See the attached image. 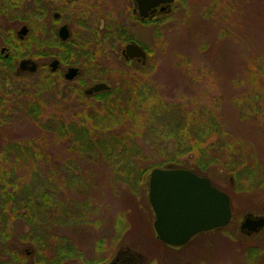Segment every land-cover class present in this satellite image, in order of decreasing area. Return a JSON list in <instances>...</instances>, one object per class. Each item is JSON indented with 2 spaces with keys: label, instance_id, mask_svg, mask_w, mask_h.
I'll return each mask as SVG.
<instances>
[{
  "label": "rangeland",
  "instance_id": "rangeland-1",
  "mask_svg": "<svg viewBox=\"0 0 264 264\" xmlns=\"http://www.w3.org/2000/svg\"><path fill=\"white\" fill-rule=\"evenodd\" d=\"M97 2L99 0H76L69 4L70 13L66 19L70 22L72 34L68 46L71 60L67 59L62 45H44L40 50L43 37H52L51 31L55 32L56 29L55 22L53 25L51 22V12L45 13V26L49 29L43 36L38 30V14L32 1H28L27 6L22 5L0 15V20L5 19L12 26L27 19L33 27L24 40H18L14 30L10 33L9 28L0 27L1 46H9L4 41L11 36L13 43L9 47L14 52L12 64L0 65V83L3 82L6 87L10 85L11 90L16 89L19 79L14 77L9 81L8 78H12L19 59L30 56L35 61L44 62V67L41 66L36 75L19 80L29 85L26 88L30 92L34 93L36 80L49 77L50 72L51 79L62 78V67L50 68L49 62L54 58L63 67H79L83 72L81 80L85 84H79L76 79L68 84L56 80L52 90H42L41 95L51 103L42 110L36 121L18 116L7 127H0V147L16 146L29 140H45L43 145H47L50 159L55 161L54 165L57 163L60 166L57 172L77 182V185H71L72 188L63 187V192L53 197L56 208L52 214L43 215V220H38L31 230L22 221L12 222L15 245L29 255L35 245L40 251L38 260L44 258L45 264L56 260L51 255L60 247L73 250L71 257L63 259L60 264L81 261L92 264L117 249L128 248L130 252L136 251L141 255L139 264H264V230L252 236L256 241L251 236L244 238L237 234L242 215L264 213V78L256 72L258 64H264V0H175L169 15L157 16L145 24H138L132 17L130 0H100L102 6ZM49 5L51 8L60 7L58 0H53L52 4L46 0V8ZM79 14L84 16L80 17ZM62 21L65 22L64 19ZM101 21L103 27L100 33L105 30V25L112 30H117L118 25L125 27L126 33L119 38L118 35L109 38L113 40L109 44L113 43L114 50H105L106 45L98 44L102 36L90 29L94 25L102 26ZM86 22L88 27L92 24L88 29L83 28ZM110 33L114 35L113 31ZM126 39L136 41L149 53L144 68H152L136 73L135 77L140 79L138 85L154 86L163 96L164 104L172 108L183 98L193 100L191 103L183 102L184 107L218 103L223 124L234 139L235 148H239L241 153L244 150L247 163L255 162L259 175L256 178L254 175L246 189L238 192L234 190L236 187L223 182V178L210 179L206 176L214 186L229 195L232 221L223 230L197 235L181 250L170 251V248H166L164 251L158 240L153 235L151 237L153 213L147 196L149 171L144 187L141 184L134 186V179L116 181L111 169L103 162L104 155L92 151L81 155L74 148L79 143L64 136H55L60 123L76 116L74 112H83L75 110L74 103L82 99L81 93L86 86L104 82L109 86L123 85L126 88L127 84H136L132 76L123 75L142 64L120 56ZM40 52L45 54L40 56ZM3 59L0 55L1 64ZM145 72L148 79L141 75ZM65 92L67 96H64ZM70 95L76 100H65ZM246 101V116L242 117L241 107L242 104L245 106ZM87 103L88 110L84 112L97 115L100 111L98 103L91 104L90 100ZM156 109L146 113V123L142 129V139L150 135L154 138L153 144L148 139L142 141L137 138V142L143 143L145 157L143 160L136 159L140 167L163 162L162 157L154 153L160 147L166 153L173 152L172 141L163 140L160 132H170L172 122L180 112L171 113V109H167L168 112L157 109L160 111L157 112ZM73 121L71 125H81L77 120ZM153 145L158 147L154 149ZM22 157L8 156L9 160L16 161ZM110 157L122 158L113 154ZM66 163L72 167L66 169ZM15 174L12 185L18 188L27 185L31 195L41 190L38 187L53 185L46 183L47 176L52 179L53 174L47 170L42 176V173L34 175L24 167H17ZM258 180L262 183L260 187H257ZM252 182H255L254 185H251ZM18 239H24L27 243L20 244ZM254 254L260 256L256 258ZM24 260L20 264H28Z\"/></svg>",
  "mask_w": 264,
  "mask_h": 264
},
{
  "label": "trees",
  "instance_id": "trees-1",
  "mask_svg": "<svg viewBox=\"0 0 264 264\" xmlns=\"http://www.w3.org/2000/svg\"><path fill=\"white\" fill-rule=\"evenodd\" d=\"M170 12L160 13L152 19L160 15L167 16ZM79 15L80 17L84 16L83 14ZM140 24L145 23L140 22ZM104 27L105 30L101 33L99 32L102 29L100 25H96L95 28L90 29H93L97 33L99 32V36H102L98 44L103 43L106 45L105 50H114L113 43L109 44L113 40L110 41L109 38H113L116 35L119 38V36L126 33L125 27L118 25L117 30L110 29L109 25H105ZM110 31H113V36H111ZM126 41L127 39L123 43H126ZM48 42L50 43V41ZM145 65L141 64V67L138 66L131 72L128 71L123 74L132 76L136 81L134 85L127 84L126 88H123V85H114L110 86L108 90L92 94H85L83 91V94L81 93L82 99L75 101V103L71 102L76 105L75 110L83 112H74L77 113L76 116H72L65 123H60L55 136H64L72 141L74 140V143H79V146L74 148H77L76 152H79L81 155L88 154L91 151L97 154L101 153L104 155L103 162L111 169L114 179L120 182L122 179H134L136 181L134 186L141 184L140 186L144 187L147 173L153 167H182L193 170L200 175L208 176L210 179L213 177L214 179L223 178V182H228L232 188L236 187L234 190L237 192L246 189L245 186L249 183V180L252 181L251 178L254 175V178L259 176L256 164L255 162L247 163L245 161L244 150L241 148L243 150L241 153L239 148H235L234 139L223 124L220 105L218 103L187 105L189 109L184 111L188 107H184L183 102L191 103L193 100H184L183 98L173 108L166 106L163 102V96L154 86L151 84L145 87L138 85L140 79L135 77L136 73L144 70L149 71L148 69L152 68H144ZM258 66L259 68L256 72H259L264 78V64L263 66L258 64ZM1 69L2 67H0ZM141 75L147 79L149 78L146 72L141 73ZM50 76H52L51 72L49 77H41V79L36 80L34 84L36 87H33L36 88L33 90L34 93L26 88L29 87L27 83L19 81L24 77H15L19 80L17 88L14 90H11L10 85L6 87L3 82L0 83V127H7V124L18 116L28 117L33 120L39 118L42 110L51 103L46 96L41 95L42 90H52L53 85L57 82L56 80H60L63 84L71 82V80H64L62 78L53 80ZM8 80H14V77L8 78ZM82 81L79 84L84 85ZM64 96H67L66 92ZM125 96L128 97L126 98ZM70 99L75 98L70 95L65 100ZM87 100H90L91 104L98 103L100 111L96 113L97 115L91 116L87 112H84L88 110ZM250 101L251 99L248 100V102ZM248 102H245V106L242 104V117L246 116L245 111L248 107ZM210 106L213 108H209ZM154 108L165 112H168L167 109H171V113H175V111L180 112V114H176L177 119L172 122L173 126L170 132L169 130L167 132H160L163 140L170 139L172 141L173 152L171 154L166 153L160 147L154 153L156 154L157 152L162 157L163 162L140 167L136 159L143 160L145 157L143 156V143L137 142V138L142 139V129L146 123L144 118L146 117V113L152 111ZM73 120H77L81 125H71L74 122ZM117 124L119 126L115 129L114 127ZM161 127L156 131H160ZM147 139L149 143L154 142V138L150 135L146 136L142 141H146ZM43 142L45 140H29L20 142L16 146L0 147V264H20L23 259L28 264H45L44 258L38 260L40 251L36 249L35 245L30 255L15 245L17 242L14 241L12 235V222L22 221L31 227V230L35 224H38V220H43V215L46 213L48 215L52 214L56 208L55 203H53L55 198L53 197L63 192V187L72 188L71 185H77V182H74V180L67 179V175H60L57 172L60 166L57 163L54 165L55 161L50 159L47 145H43ZM152 147L156 149L158 146L153 145ZM112 154L120 155L122 158L110 157ZM8 156L23 157L21 160L16 161V159L9 160ZM184 158L185 160H183ZM115 159L118 160L114 161ZM64 166L66 169L72 167L70 163H66ZM17 167H24L34 175L42 173V176L45 175V170H47L50 174L53 173V180L47 176L48 181L46 183H52L53 185L38 187L41 190L36 195H31V191L28 190L27 185L22 186V188L12 185L13 177H16L15 172ZM73 177L75 178V175ZM254 183L252 182L251 185H254ZM260 186H262V183L258 180L257 187ZM19 196L23 197L16 199ZM45 218L48 219V217ZM220 230H223V228L214 229L211 232H202V234H212ZM239 233L237 232L238 236H244V238L256 236V234L246 235L241 231ZM197 235L199 236V234ZM18 240L20 244L27 243L24 239ZM252 240L256 241L253 237ZM158 243L161 244L164 251H166V248H170V251L172 249L181 250L183 248V246L174 247L165 245L159 241ZM72 252V249L57 248L51 255L56 260H52L50 264H60L63 259L71 257L70 254ZM247 256L251 257L249 254Z\"/></svg>",
  "mask_w": 264,
  "mask_h": 264
},
{
  "label": "water",
  "instance_id": "water-1",
  "mask_svg": "<svg viewBox=\"0 0 264 264\" xmlns=\"http://www.w3.org/2000/svg\"><path fill=\"white\" fill-rule=\"evenodd\" d=\"M173 0H135L138 15L145 19L154 14L160 5L161 12L169 10ZM26 34V27L19 31V36ZM61 40L69 37L66 26L58 31ZM127 59H138L145 63L146 53L142 46L129 42L122 51ZM58 62L50 63L51 69ZM20 71H34L35 64L31 60H22L18 66ZM78 74L75 67L68 68L65 73L67 80L74 79ZM110 89L105 83H96L86 93L92 94ZM148 201L154 213L153 228L157 237L165 244L182 246L194 235L215 228L226 226L231 218V202L228 194L215 187L206 176L181 167L153 168L148 175ZM264 226L263 217H245L241 230L257 231Z\"/></svg>",
  "mask_w": 264,
  "mask_h": 264
},
{
  "label": "flooded vegetation",
  "instance_id": "flooded-vegetation-1",
  "mask_svg": "<svg viewBox=\"0 0 264 264\" xmlns=\"http://www.w3.org/2000/svg\"><path fill=\"white\" fill-rule=\"evenodd\" d=\"M28 1H32L33 2V4L36 6V12H37V14H38V18H37V20H38V22H37V25H38V30H39V32H40V34L43 36L44 34L46 35V33L48 32V27H46L45 26V13H47L46 11H49V12H51L52 13V16H51V22H52V25H53V22H55V32H52L51 31V33H52V37H46V39L43 37V40H42V42L40 43V45H41V48H40V50H42L43 48H44V45L46 46V45H48L49 47L50 46H53V47H55V46H64L65 47V49H63L64 50V53H65V55H66V57H67V59H69L70 58V55H71V51H69V48H68V46H70V44H71V37H72V34H71V29H70V27H69V25H70V22H69V20L67 21V19H66V15L68 14V13H70V7H69V4H71L72 2H75L76 0H58V3H59V5H60V7L58 8L57 6H55L54 8H51L52 6L51 5H49L48 6V8H46V6H45V2H46V0H0V15H4V14H6L8 11L9 12H12L13 11V8H18L19 6H27L26 4L28 3ZM47 1H49L50 2V4H52V2H53V0H47ZM97 3H99L101 6H102V3H100V0H99V2H97ZM58 5V6H59ZM71 7H73V6H71ZM162 6L160 5L159 7H157L156 8V11L154 12V15H152V16H156V15H158V14H160V13H164V12H166V11H164V12H161L160 11V8H161ZM170 8L172 9V3L170 4ZM47 9V10H46ZM73 9H74V7H73ZM136 9V4H135V0H131V13H132V16H133V18H134V20L136 21V22H138V24H140V22H144V23H148V22H151V20H153L152 18V16H151V14H149V16L146 18V19H144V20H141L140 19V17L138 16V14H137V12H134V10ZM53 11V12H52ZM48 14V13H47ZM63 20H65V22H67V23H65V22H63L61 19ZM91 25L92 24H90V26L88 27V24H87V22L85 23V26L83 27V28H85L86 27V29H88V28H90L91 27ZM101 25H102V21H101ZM62 26H66L67 27V29H68V32H69V37L66 39V40H61V38H59V36H58V31H59V29L62 27ZM0 27H2V28H4V29H7V28H9L8 29V32H10V33H12V31L14 30L15 31V33H16V35H17V39L18 40H24L25 38H26V36L31 32V31H33L32 29H33V27H32V25H31V22H29V21H27V19H25V20H21L20 21V23H18V24H16V25H11L8 21H6L5 19H1L0 20ZM23 27H26V34L24 35V36H22V37H20L19 36V31L23 28ZM96 27V25H94L93 27H91V28H95ZM102 27H103V25H102ZM48 41H50V43L48 42ZM129 41H132V42H134V43H136V44H138L136 41H134V40H128L126 43H128ZM4 43H7L9 46H12V37L10 36L9 38H7V40H5L4 41ZM125 43V44H126ZM1 44H3L2 42L0 43V55H2L3 57H4V59H3V63L1 64L0 63V65L2 66V65H10V64H12L11 63V61H12V59H11V57L14 55V52H13V50L9 47V46H7V45H2L1 46ZM125 44H124V46H125ZM140 45V44H139ZM67 46V47H66ZM143 49H144V51L146 52V56L148 55L147 53H148V51L144 48V47H142ZM123 49V48H122ZM122 49H121V51H120V56H122L123 57V53H122ZM40 54V56H42V54H45V53H43V52H40L39 53ZM119 56V55H118ZM2 59V58H1ZM22 60H31L34 64H35V70L34 71H29V70H26V71H20L19 70V68H18V66H19V64H20V62L22 61ZM70 60H71V58H70ZM127 60V59H126ZM52 61H57L58 62V64H57V67L56 68H61L62 67V78L64 79V80H66V78H65V73L67 72V70H68V68H70V67H75V68H77L78 69V74H77V76L74 78V79H76V82H77V80H78V82L80 83V80H81V76L83 75V72H82V70L79 68V67H77V66H65V67H63V66H61V63H60V61H58L57 59H52V60H50V62H49V65H50V63L52 62ZM128 61H135V62H139L138 60H136V59H129ZM67 63V62H66ZM72 65H74V63L73 62H70ZM140 63V62H139ZM18 66H17V69L15 70V71H13V73H12V76L11 77H16V76H20V77H32V76H34V75H36V73L39 71V68H41V66L42 67H44V62L43 63H41V62H39V61H35L32 57H23V58H21V59H19V61H18ZM50 68H51V65H50ZM41 75H43V73H41ZM41 78V77H40ZM73 80V79H72ZM71 80V81H72ZM82 81V80H81ZM94 84H96V83H94ZM94 84H92V85H88V86H86V88L83 90L84 91V93L85 94H87L86 93V91L90 88V87H92ZM85 85V84H84ZM110 87V86H109ZM246 215H250L249 217H252V218H257V217H262V216H264V213L263 214H245V215H242L241 217H240V220H239V230H240V224H241V222H242V220H243V218H244V216H246ZM154 217V216H153ZM153 222V221H152ZM261 230H264V226L261 228V229H259L257 232H259V231H261ZM211 231H213V230H211ZM210 231V232H211ZM257 232H246L245 230L244 231H242V233L243 234H246V235H255ZM150 234H151V237H152V235H153V237L155 238V239H157L158 241H159V239L157 238V236H156V233L154 232V230H153V228H152V225H151V229H150ZM196 237V236H195ZM195 237H193V238H195ZM192 238V239H193ZM191 239V240H192ZM190 240V241H191ZM189 241V242H190ZM160 242V241H159ZM255 255V254H254ZM256 256V258H258L260 255H258V257H257V255H255ZM140 260H141V255L139 254V253H136V251H133V252H130V250L129 249H117V250H115V251H113L108 257H105L104 259H100L99 261H97V262H95V263H92V264H139L140 263ZM263 261H264V256H263ZM72 264H85L84 262H73Z\"/></svg>",
  "mask_w": 264,
  "mask_h": 264
}]
</instances>
